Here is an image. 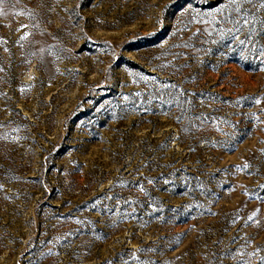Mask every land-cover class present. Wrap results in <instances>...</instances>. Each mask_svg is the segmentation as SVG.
Returning <instances> with one entry per match:
<instances>
[{
  "label": "rangeland",
  "instance_id": "1",
  "mask_svg": "<svg viewBox=\"0 0 264 264\" xmlns=\"http://www.w3.org/2000/svg\"><path fill=\"white\" fill-rule=\"evenodd\" d=\"M261 2L4 0L0 264H261Z\"/></svg>",
  "mask_w": 264,
  "mask_h": 264
},
{
  "label": "snow or ice",
  "instance_id": "2",
  "mask_svg": "<svg viewBox=\"0 0 264 264\" xmlns=\"http://www.w3.org/2000/svg\"><path fill=\"white\" fill-rule=\"evenodd\" d=\"M249 2H251V0H249ZM3 3H4V0H0V5H2ZM232 3H236V0H232ZM261 7L264 8V0H262V2H261ZM217 11H219V9ZM237 11H241V8H240V5L239 4H237ZM2 13H3V8L0 7V14H2ZM248 23H249V21L247 19H244L243 20V24L246 25ZM21 27H27V26L26 25H21ZM235 31L239 32L240 29H235ZM251 31L252 30L250 29V32ZM28 35H29V33L25 32L24 35L21 37V39L26 38ZM234 39L238 40V43L240 45H244L245 44V40H243V39H239L238 37H234ZM253 48H255V45H253ZM259 55H260V57H264V46H261V48L259 49ZM242 58H244L243 55H242ZM255 102L257 104H259L260 103V100L257 99ZM237 167L239 168V166H237ZM247 167H249V165L247 163H245V165L243 166V168H247ZM240 170H243V169H240ZM141 190H143L142 187H141ZM258 198L264 199V197H258ZM258 212H259V209H256L255 211H253L251 213V215L248 217V220L249 221L253 220V218L257 216ZM259 251H260V249L257 248L256 249V252H259ZM255 254H256L255 252L251 253V255H255ZM260 261H261V264H264V256H261L260 257Z\"/></svg>",
  "mask_w": 264,
  "mask_h": 264
}]
</instances>
